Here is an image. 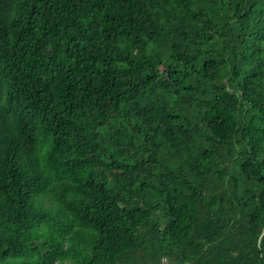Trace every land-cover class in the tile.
<instances>
[{
    "label": "trees",
    "instance_id": "trees-1",
    "mask_svg": "<svg viewBox=\"0 0 264 264\" xmlns=\"http://www.w3.org/2000/svg\"><path fill=\"white\" fill-rule=\"evenodd\" d=\"M264 264V0H0V264Z\"/></svg>",
    "mask_w": 264,
    "mask_h": 264
},
{
    "label": "built area",
    "instance_id": "built-area-1",
    "mask_svg": "<svg viewBox=\"0 0 264 264\" xmlns=\"http://www.w3.org/2000/svg\"><path fill=\"white\" fill-rule=\"evenodd\" d=\"M162 264H171V263H169L167 259H162ZM174 264H177V263H174Z\"/></svg>",
    "mask_w": 264,
    "mask_h": 264
}]
</instances>
